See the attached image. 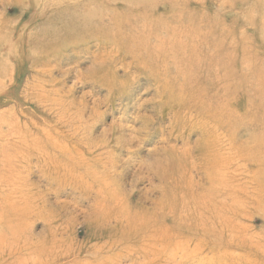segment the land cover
<instances>
[{"label": "rangeland", "instance_id": "obj_1", "mask_svg": "<svg viewBox=\"0 0 264 264\" xmlns=\"http://www.w3.org/2000/svg\"><path fill=\"white\" fill-rule=\"evenodd\" d=\"M84 1L0 0V264H98L97 255L101 256L105 250L107 251L105 246L113 241L117 243L115 251L122 254L120 257L110 256L114 259V264L177 263L179 258L176 257L177 260L170 263V260L161 252L162 246L156 238L165 234L168 237L169 234L170 236L179 235L176 240L184 239V242L189 244L184 245V248H193L194 244H199L203 249L202 255L205 254L208 258L209 254V259L217 253V256L221 254L222 261L226 260L223 259L224 256L228 261V258L233 260L236 259L234 255H245L246 252L250 254L248 257L252 261L261 259L257 250L253 248H242L237 241H233L230 245L228 233L221 234L220 229L222 226L225 228L226 222L233 220L234 212L237 214L241 212L238 204L231 205L234 203L230 199L233 187H228L231 183H233L232 186L238 187L246 181V178L243 179L245 169L239 166L234 168L240 163L237 157L253 153L255 149L261 150L260 143L264 142L262 114L254 118L251 111L245 113L250 108L256 112L258 106L264 107V98L261 96L259 98L260 93L264 97V77L262 76L264 67L261 65L264 66V32L261 29L264 0H228V5H231L224 9L221 8L222 0H181L179 4V6L187 7L189 11L187 10L186 14L192 19L198 18L202 10L209 16L215 15L213 21L215 24L205 20L202 23L204 26L202 24L199 26V22L195 25L194 34L198 40L194 41L196 44H188L193 48L189 47L191 52L187 57V64L191 68L185 66L186 75L194 77L195 73L192 71L195 72L199 68L201 77L208 78L209 74H213L212 69H215L218 77L216 75L214 80L219 79V85L222 80L224 83L230 82V104L232 105L230 108L234 109V112L237 110L236 112L242 117L241 120L243 119L242 122L239 120L240 117L231 116L229 130L232 129L231 134L235 133L237 136L232 137L233 140L235 139V142L232 140V147L234 144L235 147L232 148L231 144L232 150L229 147V157L230 155L233 157L232 165L223 164L221 169L197 159L195 139L198 137L199 130L188 127V122L195 117L194 113L182 114L177 120L174 117L176 108L163 104L157 84L147 72L135 65L133 59L135 49L131 46L132 39L136 36L135 32L129 31L132 38L126 33L121 35L113 32L120 25V29L123 30L125 27L130 28L132 24H143L144 21L145 27L151 28L155 34L158 32L157 34L162 35L167 42L169 40L166 39L165 31L176 32V28L173 27L176 16L169 12V5L172 2L177 3L178 0ZM144 5L148 12L151 11V8L148 9L149 5H154L152 10L155 15L148 13L149 16L140 17L141 15L135 9L142 8ZM219 5L221 9L218 12ZM221 10H226V13L223 14ZM114 11L116 19L110 20L109 17L107 20L98 19L101 16H109ZM255 13H257L256 16ZM252 17L257 19L254 20ZM189 18L186 17L184 22L188 24ZM224 22H227L226 25ZM96 24L104 27L110 34L96 35L98 30ZM216 24H218L217 29L213 32L209 31ZM223 27L225 31L221 30V32L220 29ZM241 31L246 36H241ZM206 34L209 37L216 34L214 37L218 41H222V37L226 36V44L235 46V51L228 49L234 53L232 60L227 64L228 70L219 68L220 71L219 69L217 71L212 65L217 57L213 58L209 55L208 51L214 43L205 37ZM203 37L207 40H202ZM247 37H250V41ZM129 38L131 39L128 40ZM169 44L173 50L176 49L175 54L179 53L180 49L174 45V42L172 43V40ZM194 47L202 51L200 55ZM242 48L245 51L241 52ZM197 60L201 62L200 67L196 64ZM205 63L206 67H204ZM191 64H195L196 67ZM246 65H251L249 70ZM255 67H259L261 71ZM225 74H227L226 77ZM258 76L261 77L258 78ZM203 78L200 80L202 83L200 85L206 87L205 90L208 92L207 89L213 88V82ZM223 84L220 85V90H223ZM256 94H258L257 97ZM257 102L261 104L258 105ZM248 119L251 122H248ZM257 122L260 127L263 122L261 127L263 129L254 131L252 127L257 126ZM249 127L254 134L256 132L255 135L250 132ZM238 129L241 130L238 131ZM257 132L258 136H256ZM252 136H255V139L251 140ZM257 137L262 140L258 141ZM229 142L231 143V140ZM246 144H250V147ZM183 153L187 155L183 156ZM171 160H175L177 170L179 167L177 172ZM212 175L217 179L212 178ZM224 187L227 190L223 191ZM167 189L170 192H167ZM208 191L211 192L210 195L212 194L208 196L213 199H211V206L213 203L214 209L220 210L218 214L224 218H221L223 221L220 219L221 223H216V226L209 221L204 223L207 211L203 209V205L198 206L201 211H199L200 219H198L195 215L198 212L193 211L187 204L190 198L193 199L195 195L201 196V193H208ZM167 194L170 196L168 197ZM226 194L230 195L227 197ZM240 194L237 195L242 198L243 195ZM241 200L244 201L243 198ZM121 206L126 207L130 214L132 212L131 215L134 212L133 216L139 213V218L151 221L149 226L141 227L140 232L138 231L140 235L142 231L147 233L136 243L145 251L144 254L137 252L139 254L137 255L135 253L137 246L130 241L132 233L127 225L132 226V222L124 221L120 229V225L115 223L113 218H106ZM243 206V209L246 208L248 212L241 219L233 220L236 223L234 229H238V232L242 231V234L244 232L253 235L264 234V224L261 225L262 217L251 210V205ZM199 220L203 221L202 225L197 223L200 222ZM189 223L190 225H187ZM196 227L200 229L216 227L213 229L218 231L215 230L217 233L215 235L213 233L205 236L202 230L197 232V229H194ZM241 228L244 229L241 230ZM225 230L227 229H223ZM120 233L123 235L126 233L125 241L119 243L118 240L110 239L115 236L121 237ZM149 236L153 238L150 239ZM166 236L163 238L165 239ZM218 239H222L220 243ZM169 240L167 248L169 252H173L175 249L172 244L175 241L172 238ZM163 241L167 242V240ZM213 246H216L215 250ZM217 246L220 247L217 248ZM126 249L132 251L127 253V257L124 255L127 252ZM103 263L109 262L106 260ZM220 263L222 264L221 261Z\"/></svg>", "mask_w": 264, "mask_h": 264}, {"label": "bare ground", "instance_id": "obj_2", "mask_svg": "<svg viewBox=\"0 0 264 264\" xmlns=\"http://www.w3.org/2000/svg\"><path fill=\"white\" fill-rule=\"evenodd\" d=\"M36 1V0H35ZM54 1V0H53ZM71 1V0H70ZM84 1V0H83ZM93 1V0H92ZM95 1V0H94ZM102 1V0H101ZM116 1V0H115ZM123 1V0H122ZM133 1V0H132ZM172 1V0H171ZM173 1H175V0H173ZM187 1V0H186ZM190 1V0H189ZM198 1H200V0H198ZM201 1H203V0H201ZM205 1V0H204ZM230 1V0H229ZM246 1H248V0H246ZM261 1V0H260ZM259 1V2H260ZM39 2V1H38ZM42 2V1H41ZM77 2V1H76ZM80 2V1H79ZM84 2H87V1H84ZM99 2V1H98ZM97 2V3H98ZM114 2V1H113ZM118 2V1H117ZM128 2V1H127ZM134 2V1H133ZM148 2V1H147ZM170 2V1H169ZM221 2V1H220ZM253 2V1H252ZM255 2V1H254ZM56 3H57V1H56ZM100 3V2H99ZM115 3V2H114ZM132 3V2H131ZM136 3V2H135ZM155 3H156V1H155ZM222 6H221V8L223 7V9L224 8H226V7H229L230 5H228V0H222ZM234 3V2H233ZM249 3V2H248ZM248 3H246V4H248ZM58 4V3H57ZM78 4V3H77ZM81 4V3H80ZM89 4V3H88ZM104 4V3H103ZM120 4V3H119ZM118 4V5H119ZM130 4V3H129ZM138 4V3H137ZM148 4H149V2H148ZM157 4H158V2H157ZM156 4V5H157ZM179 4H181V0H178L177 1V3H175V2H172L170 5H169V12H172L173 14H174V16H176L175 17V20H176V22H175V24H173V25H175V26H173L174 28H176V32H173V30L170 32V31H165L166 32V39H168L169 41H167V42H165V39H164V37L161 35H158L157 33L155 34V32L153 33L152 32V30H151V28H147V27H145V25H144V21L143 20H145V18L142 20L143 22V24H135V25H131L130 26V28H128V29H126V27H125V29H123V30H121L120 28H121V25L119 26V27H117L116 29H115V31H113L115 34H123V33H126V34H129V36L131 35V32H129L130 30L131 31H133V32H135L134 33V35H136L132 40H133V42H131V46H132V48H134L135 50L133 51V59H134V61H135V65L138 67H140L143 71H145V72H147V74L151 77V79H153L154 80V82L157 84V87H158V90H159V93H160V95H161V97L163 98V100H162V102H163V104L165 105V106H172V107H175L176 108V111L174 112V117L175 118H177V120H178V118L182 115V114H189V113H194V115H195V117L193 118V120L191 121V122H188V127L189 128H191V129H193V128H198V130H199V132H198V137H197V139H195V144H196V151H197V159L199 160V161H202V163H205V164H211L210 166H212V167H214V168H220L221 167V165H225V164H228V165H232L231 164V160H232V155H230L231 157H229V147H230V144H231V147H232V137L233 136H236L235 135V133H234V135H232L231 133L233 132L232 131V129L231 130H229V125L231 124V116H233V117H240V114L238 113V112H234L233 110H231V108H230V87H231V85H230V82H226V83H224V82H222L221 81V84L220 85H222L223 83V87H222V89L223 90H220V88H221V86L219 85V83L220 82H218L219 81V79H216V80H214L215 78H216V75H217V77H218V74H215V69H212V73L214 74H209V77L207 78L206 76H205V78H203V77H201L202 75H201V71H199V68H198V70H196L195 72H193L191 69H189V70H191L192 71V73H195V74H193L194 75V77L193 76H187L186 75V72H187V69L185 70V66H188V67H190L191 68V66L189 65V64H187V57L188 56H190V52L191 51H189V47H191L192 45H190V46H188V44H191V43H195L194 41L196 40H198V39H196V35L194 34V32L196 31L195 30V25H196V23L197 22H199L198 23V25L200 26V24H202V23H204L205 22V20H207V21H214V18H215V15L213 14V15H207V13H204V11L202 10L201 12H200V14H199V17L197 18H195V19H192L191 17L189 18V16L186 14L187 13V7H185V5H180L179 6ZM252 4V3H251ZM45 5V4H44ZM76 5V4H75ZM91 5V4H90ZM95 5V4H94ZM114 5V4H113ZM142 5V4H141ZM189 5V4H188ZM233 5V4H232ZM254 5V4H253ZM137 6V5H136ZM150 7H148V9L149 8H151V11L150 12H148L147 10H145V5L141 8V7H136V9H135V11L137 12L138 11V14H140L141 16L140 17H142V16H149V14L148 13H150V14H154L155 15V13H154V11L152 10V9H154L152 6H154V5H149ZM207 6V5H206ZM256 6V5H255ZM73 7V5L71 6V8ZM77 7V6H76ZM83 7V6H82ZM111 7V6H110ZM183 7V8H182ZM191 7V6H190ZM208 7H209V5H208ZM264 7V6H263ZM98 8V7H97ZM116 8H117V6H116ZM220 5L217 7V10H218V12L220 11ZM252 8H253V6H252ZM87 9V8H86ZM85 9V10H86ZM111 9V8H110ZM113 9H114V6H113ZM192 9V8H191ZM190 9V10H191ZM196 9V8H195ZM204 9V8H203ZM256 9V8H255ZM255 9H253L254 10V12H255ZM109 10V9H108ZM115 10H117V9H115ZM193 10V9H192ZM199 10V9H198ZM249 10H250V7H249ZM248 10V11H249ZM65 11H66V9H65ZM68 11V10H67ZM87 11V10H86ZM103 11H105V10H103ZM122 11V10H121ZM124 12H125V10H123ZM189 11V10H188ZM222 12H223V14H225L226 13V10L224 11V10H221ZM242 11H244V10H242ZM246 11V10H245ZM264 11V10H263ZM69 12V11H68ZM132 12V11H131ZM194 12V11H193ZM217 12V11H216ZM250 12H252V11H250ZM256 12H257V10H256ZM104 13V12H103ZM117 13H118V10H117ZM195 13V12H194ZM243 13V12H242ZM249 13V12H248ZM247 13V14H248ZM75 15L77 14V13H74ZM102 14V13H101ZM135 14V13H134ZM239 14V13H238ZM256 14L257 13H255L254 15L256 16ZM264 14V13H263ZM262 14V15H263ZM61 15V14H60ZM118 15H121V14H118ZM117 15V16H118ZM124 15V14H123ZM195 15V14H194ZM243 15H245V13L243 14ZM86 16V15H85ZM122 16V15H121ZM193 16V15H192ZM247 16V15H246ZM251 16V15H250ZM67 17V16H66ZM75 17V16H74ZM88 17H90V16H88ZM87 17V18H88ZM108 17H109V19L110 20H112V19H116V14H115V11H114V13H112V14H109V16L108 15H105V17L103 16H101V17H99L98 19H102V18H104V19H108ZM127 17V16H126ZM138 17V16H137ZM136 17V18H137ZM155 17V16H154ZM189 18L188 20H189V22H188V24L186 23V22H184V19L185 18ZM220 17V16H219ZM248 17H249V14H248ZM262 17H263V21H262V25H261V29L263 30L262 32H264V15L263 16H261V19H262ZM71 18V17H70ZM83 18V17H82ZM87 18H86V20H87ZM136 18H134V19H136ZM150 18V17H149ZM148 18V20H151V19H149ZM152 18V17H151ZM224 18V17H223ZM239 18V17H238ZM244 18H246V17H244ZM256 18V17H255ZM255 18H253L252 17V19H254L255 20ZM64 19V18H63ZM66 20H67V18H65ZM78 19V18H77ZM84 19V18H83ZM92 19L94 20V18L92 17ZM128 19V18H127ZM132 19V18H131ZM139 19H141V18H139ZM174 19V18H173ZM192 19V20H191ZM250 20H251V18H249ZM257 19V18H256ZM65 20V21H66ZM85 20V21H86ZM92 20V21H93ZM105 20V21H106ZM129 20V19H128ZM147 20V19H146ZM152 20H154V19H152ZM218 20H219V18H218ZM249 20V21H250ZM253 20V21H254ZM73 21V20H72ZM91 21V22H92ZM95 21H96V19H95ZM121 21V20H120ZM140 21V20H139ZM204 21V22H203ZM206 21V22H207ZM216 22H217V17H216V20H215ZM220 21V20H219ZM223 21V20H222ZM225 21V20H224ZM69 22V21H68ZM100 22V21H99ZM102 22H104V21H102ZM113 22V21H112ZM149 22V21H148ZM255 22V21H254ZM65 23H67V22H65ZM96 22H94V24H95ZM98 23V22H97ZM131 23H132V21H131ZM150 23H152V21L150 22ZM214 24H215V22H213ZM225 23V22H224ZM227 23V22H226ZM226 23H225V25H226ZM71 24V23H70ZM81 24V23H80ZM93 24V25H94ZM102 24V23H101ZM104 24V23H103ZM102 24V25H103ZM105 24H107V23H105ZM110 24V23H109ZM208 24V23H207ZM206 24V25H207ZM211 24V23H210ZM248 24V23H247ZM255 24V23H254ZM74 25V24H73ZM96 25H98V24H96ZM96 25H95V27H96ZM148 25V24H147ZM155 25V24H154ZM197 25V26H198ZM203 25V24H202ZM217 25L218 24H216L215 26H214V28L212 27V28H210L209 29V31L211 30V32H213V31H215L216 29H217ZM223 25V24H222ZM249 25V24H248ZM252 25H253V23H252ZM58 26H59V24H58ZM77 26V25H76ZM107 25H105V27H106ZM124 26V25H123ZM176 26H178V27H176ZM198 26V27H199ZM204 26V25H203ZM254 26V25H253ZM94 27V26H93ZM153 27V26H152ZM208 27V26H207ZM97 28H98V30L96 31L97 32V34L96 35H98V36H102V35H104L105 36V34L106 33H109L108 31L106 32L105 30L106 29H104V27H100L99 25L97 26ZM170 28V27H169ZM202 28V27H201ZM235 28V27H234ZM241 28V27H240ZM240 28H239V30H240ZM70 29V28H69ZM72 29V28H71ZM77 29V28H76ZM75 29V30H76ZM120 29V30H119ZM155 29V28H154ZM161 29V28H160ZM208 29V28H207ZM244 29V28H243ZM79 30V29H78ZM88 30H89V28H88ZM108 30V29H107ZM109 30H112V29H109ZM175 30V29H174ZM203 30H204V28H203ZM225 31V27H223L222 29H220V31ZM230 30V29H229ZM242 30V29H241ZM60 31V30H59ZM73 31V30H72ZM206 31V30H205ZM221 31V32H222ZM232 31V30H231ZM261 31V30H260ZM69 32V31H68ZM74 32V31H73ZM77 32V31H76ZM82 32V31H81ZM220 32V33H221ZM233 32V31H232ZM58 33V32H57ZM103 33H105V34H103ZM160 33V32H159ZM174 33V34H173ZM204 33V32H203ZM206 33H207V31H206ZM60 34H61V32H60ZM110 34V33H109ZM217 34V33H216ZM215 34V35H216ZM222 34V33H221ZM227 34V33H226ZM246 34H247V32H246ZM62 35H63V33H62ZM67 35V34H66ZM85 35H86V32H85ZM112 35V34H111ZM214 35V36H215ZM240 35L241 36H246V35H244L243 34V32L241 31V33H240ZM249 35V34H248ZM261 35V34H260ZM199 36V35H198ZM209 37V36H207V34H206V38H209V39H211L212 40V42L214 43L212 46H211V50L210 51H208V52H210L209 53V55L211 56V57H213L214 58V56H216L217 58L215 59V61H214V63L212 64L213 66H214V68H216L217 69V71H218V69L219 68H225V70H226V68L228 67L227 66V64L230 62V60H232V55L234 54V53H231L230 51H228V49L230 48V49H234V51L236 50L235 49V46L234 45H230V43H228V44H226V36L224 37H222V41H218V39L216 40V38L215 37ZM233 36V35H232ZM235 36V35H234ZM252 36H254V35H252ZM69 37V36H68ZM84 37V36H83ZM111 37V36H110ZM112 37H114V36H112ZM131 37V36H130ZM205 37H203L202 38V40H207ZM229 37V36H228ZM72 38V37H71ZM132 38V37H131ZM131 38H129L128 40H130ZM152 38H154L155 40L153 41V39ZM195 38V39H194ZM199 38H200V36H199ZM221 38V37H220ZM220 38H219V40H220ZM244 38H246V37H244ZM248 38V37H247ZM250 38V37H249ZM248 38V39H249ZM263 38V37H262ZM236 39V38H235ZM247 39V40H248ZM172 40V43L174 42V45L175 46H177V48L178 49H180V51H179V53H177L176 52V54H175V50H173L172 49V47H171V45L169 44V42ZM253 40V39H252ZM201 41V40H200ZM209 41V40H208ZM232 41V40H231ZM244 41V40H243ZM242 41V42H243ZM246 41V40H245ZM249 41H250V39H249ZM130 42V41H129ZM199 42V41H198ZM246 42H248V41H246ZM202 43V42H201ZM236 43V42H235ZM234 43V44H235ZM240 43V42H239ZM250 43V42H249ZM196 44V43H195ZM195 44H194V46H195ZM204 44V43H203ZM211 44V43H210ZM224 44H226V45H224ZM246 44V43H245ZM235 45H237V44H235ZM251 45H252V42H251ZM188 46V47H187ZM204 46V45H203ZM238 46V45H237ZM249 46V45H248ZM255 46V45H254ZM250 47V46H249ZM192 48H193V46H192ZM207 48V47H206ZM238 48V47H237ZM256 48V47H255ZM194 49L196 50L197 49V47H194ZM246 49H248V48H246ZM258 49V48H257ZM260 49V48H259ZM262 49V48H261ZM200 50V49H199ZM198 49H197V52H198V54L200 55V53L202 52H200ZM250 51H251V49H249ZM252 50H253V48H252ZM243 51H245V49L244 48H242V51L241 52H243ZM254 51H257V50H254ZM196 52V53H197ZM252 52V51H251ZM205 53H206V51H205ZM251 54V53H250ZM255 54V53H254ZM257 54L258 53H256V56H257ZM208 55V56H209ZM221 55V56H220ZM249 55V54H248ZM205 56V55H204ZM207 56V57H208ZM237 56H239V55H237ZM263 56V55H262ZM206 57V58H207ZM242 57H244V55H242ZM190 58V57H189ZM188 58V60H190ZM197 58H199V56H197ZM206 58L204 59V60H206ZM257 58H258V56H257ZM191 59H192V57H191ZM200 59V58H199ZM208 59V58H207ZM247 59V58H246ZM261 59H262V57H261ZM194 61V60H193ZM196 61V60H195ZM202 61V60H201ZM209 61V60H208ZM250 61H252V60H250ZM262 61H263V59H262ZM189 62V61H188ZM205 62V61H204ZM238 62V61H237ZM236 62V63H237ZM247 63H249L248 61H246ZM255 62L257 63V61H256V58H255ZM189 63H191V62H189ZM200 60H197V62H196V64H198L197 66H199L200 65ZM210 63V62H209ZM208 63V64H209ZM234 63V62H233ZM244 63V62H243ZM235 64V63H234ZM245 64V63H244ZM252 64V63H251ZM260 64V63H259ZM258 64V65H259ZM191 65H193V67H196V65L195 64H191ZM202 65V64H201ZM262 65V67H264L263 66V64H261ZM210 66V65H209ZM247 66V65H246ZM249 66H251V65H248L247 66V70H249ZM255 66V65H254ZM260 66V65H259ZM200 67V66H199ZM204 67H206V63H205V66ZM229 67H230V65H229ZM242 67H244V66H242ZM231 68H233V67H231ZM256 68V67H255ZM258 68V71H261V69L259 68V67H257ZM256 68V69H257ZM204 69V68H203ZM202 69V70H203ZM230 69V68H229ZM251 69V68H250ZM253 69V68H252ZM256 69H255V71H256ZM260 69V70H259ZM209 70V69H208ZM227 70H228V68H227ZM235 70H237V69H235ZM235 70H233V71H235ZM243 70V69H242ZM186 71V72H185ZM219 71H220V69H219ZM230 71H232V70H230ZM232 71V72H233ZM264 71V70H263ZM262 71V72H263ZM223 72H225V71H223ZM229 71H227V73H228ZM210 73V72H209ZM242 73V72H241ZM248 73V72H247ZM190 74H191V72H190ZM202 74H203V72H202ZM207 74V73H206ZM233 74H235V73H233ZM249 74V73H248ZM254 74V73H253ZM262 74V73H261ZM221 75V74H220ZM226 75L227 74H225V77H226ZM244 75H246V74H244ZM250 75V74H249ZM252 75V74H251ZM224 76V75H223ZM229 76V75H228ZM231 76H232V74H231ZM263 77H264V75H262ZM238 77V76H237ZM236 77V78H237ZM249 77V76H248ZM261 76H258V78H260ZM204 79V80H208V81H210V82H213V88H210V90L209 89H207L208 90V92L205 90V88L202 86V85H200V84H202V83H200V80L201 79ZM223 78V77H222ZM241 78V77H240ZM247 78V77H246ZM225 79V78H224ZM233 79H234V77H233ZM226 80V79H225ZM235 81V80H234ZM236 81H239V80H236ZM233 82V81H232ZM241 82V81H240ZM248 82H250V81H248ZM261 82H263V81H261ZM236 83H238V82H236ZM245 83V82H244ZM257 83V82H256ZM207 84V83H206ZM232 84V83H231ZM234 84H235V82H234ZM247 84V83H246ZM253 84V83H252ZM259 84H260V82H259ZM204 85V84H203ZM208 85V84H207ZM209 86V85H208ZM211 86V85H210ZM226 86V87H225ZM234 86V85H233ZM250 86V85H249ZM237 87L239 88V86L237 85ZM254 87V86H253ZM261 87V86H260ZM259 87V88H260ZM257 88V87H256ZM232 89V88H231ZM253 89V88H252ZM238 90H240V89H238ZM241 90H242V86H241ZM250 90V89H249ZM254 90V89H253ZM256 90V89H255ZM209 91H212V92H209ZM235 91V90H234ZM261 91V90H260ZM232 92V91H231ZM251 92V91H250ZM261 92H263V91H261ZM233 93V92H232ZM260 93V92H259ZM258 93V94H259ZM213 94H216V95H213ZM249 94V93H248ZM258 94H256V97H257V95ZM213 95V96H212ZM242 95H243V93H242ZM264 95V94H263ZM249 96H251V95H249ZM252 96H253V94H252ZM260 96L262 97V98H264L263 96H262V94L260 93V95H259V98H260ZM234 98V97H233ZM232 98V99H233ZM251 98V97H250ZM242 99V98H241ZM252 99V98H251ZM257 99V98H256ZM240 100V99H239ZM253 100V99H252ZM232 101V100H231ZM235 101V100H234ZM249 101V100H248ZM254 102V101H253ZM248 103V102H247ZM258 103V105H260L259 104V102H257ZM235 104V103H234ZM262 104H263V101H262ZM163 105V106H164ZM238 105H240V104H238ZM250 105V104H249ZM254 105H256L255 103H254ZM254 105H252V107L254 106ZM257 105V106H258ZM232 106V105H231ZM234 107H235V105H234ZM248 107V106H247ZM250 107H251V105H250ZM259 108L257 109V111L255 112L252 108H250L249 110H247L245 113L247 114V113H250V111L252 112V116L254 117V118H258V115H260V114H262V120H264V107H260V106H258ZM239 108V107H238ZM241 108V107H240ZM243 111V110H242ZM244 112V111H243ZM246 114H245V116H246ZM244 116V117H245ZM246 117H248V116H246ZM241 118L242 117H240V119L239 120H241ZM249 118V117H248ZM251 119V118H250ZM236 120V119H235ZM243 120V119H242ZM241 120V121H242ZM256 120V119H255ZM259 120V119H258ZM237 121H238V119H237ZM247 121V120H246ZM243 122V121H242ZM248 122H251V121H249V119H248ZM261 122V121H260ZM264 122V121H263ZM263 122H262V125H263ZM234 123V122H233ZM239 123V122H238ZM240 124V123H239ZM245 124V123H244ZM252 124V123H251ZM255 124V123H254ZM259 123L257 122V126L255 125V126H253L252 127V130H254V131H258V130H261V129H263L264 128V125H263V128H261L262 127V125H261V127L258 125ZM238 125V124H237ZM237 125H236V127H237ZM247 125V124H246ZM232 127H233V125H231ZM231 126H230V128H231ZM243 126V125H242ZM245 126V125H244ZM252 126V125H251ZM227 128H228V130H227ZM239 128V127H238ZM243 128V127H242ZM248 128V127H247ZM249 129H250V132L253 134V135H255L256 134V132H255V134L252 132V130H251V128L249 127ZM239 130H241V129H238V131ZM235 131V130H234ZM241 132V131H240ZM243 132V131H242ZM264 132V131H263ZM247 133V132H246ZM230 134V135H229ZM243 134V133H242ZM262 135H263V133H261ZM250 135V134H249ZM259 134H258V132H257V135L256 136H258ZM243 136V135H242ZM230 137V138H229ZM237 137V136H236ZM249 137V136H248ZM243 138H245V137H243ZM247 138V137H246ZM255 139V136H252L250 139L251 140H253V139ZM241 139V138H240ZM239 139V140H240ZM257 139H258V141L259 140H262L261 138L259 139L258 137H257ZM257 139H256V141H257ZM229 140H231V143L229 142ZM242 140V139H241ZM234 142H235V139L233 140ZM255 141V142H256ZM263 141H264V139H263ZM237 142V141H236ZM245 142V141H244ZM245 143H247V142H245ZM258 143V142H257ZM256 143V144H257ZM234 144V143H233ZM253 144H255V143H253ZM255 144V145H256ZM261 144V150H259V151H256V150H258V149H255V151H253V153H250V154H246V156H242V155H240L239 157H237L238 159L237 160H239V165L237 164V166H234V168H237L238 166H239V168L241 167V168H244L245 170H244V172H245V177H244V175H243V179H245L246 178V181L245 182H243L241 185H239L238 187H236V186H232V184L233 183H231V186H228L229 188L230 187H233V189H232V191H231V194H232V196H230V199L231 200H233V202L234 203H231V205H233V204H238V206L240 207V209H241V212L239 213V214H237V213H233L232 214V217H233V220H235V221H237L239 218L241 219L242 217H243V215H245V213L246 212H248L247 210H246V208L245 209H243V205L245 204L246 206L247 205H251V210H254L259 216H261L262 217V219H263V223L261 224L262 226H263V224H264V205H262V204H264V142H262V143H260ZM235 145V144H234ZM233 145V147H235ZM250 145V144H249ZM249 145H247L246 144V146H249ZM1 146V145H0ZM237 146V145H236ZM252 146H254V145H252ZM251 146V147H252ZM256 146H258V145H256ZM256 146H254L255 148H256ZM258 146V147H259ZM231 147H230V149H231ZM232 147V148H233ZM245 147V146H244ZM250 147V146H249ZM240 148V147H239ZM241 149H242V147H241ZM240 149V150H241ZM248 149V148H247ZM246 149V150H247ZM232 150V149H231ZM242 151V150H241ZM252 151V150H251ZM236 152V151H235ZM239 152V151H238ZM230 154H231V152H230ZM239 154V153H238ZM187 155V153H183V156H186ZM237 155V154H236ZM238 156V155H237ZM185 158V157H184ZM229 158H231L230 160H229ZM1 159V158H0ZM5 159V158H4ZM235 159V158H234ZM172 161V164H173V166L175 167V172H177L178 170H179V167H178V170L176 169V162H175V160H171ZM180 161V160H179ZM1 162V161H0ZM235 162H236V160H235ZM234 163V162H233ZM235 165H236V163H235ZM213 168V169H214ZM181 169V168H180ZM221 169V168H220ZM172 170H173V167H172ZM177 170V171H176ZM174 171V170H173ZM217 171V170H216ZM215 172V171H214ZM218 172V171H217ZM217 172H215V173H217ZM223 174H225L224 172H222ZM221 173V174H222ZM219 174V173H218ZM223 174H222V176H223ZM171 175V174H170ZM216 175V174H215ZM220 175V174H219ZM221 177V176H220ZM224 177H225V175H224ZM212 178H214L213 177V175H212ZM219 178V177H218ZM214 179H217V177L216 178H214ZM222 179V178H221ZM223 180H224V178H223ZM215 181V180H214ZM213 181V182H214ZM225 181H226V179H225ZM228 181V180H227ZM226 181V182H227ZM212 182V181H211ZM218 182V181H217ZM216 182V183H217ZM230 182H232L231 180H230ZM241 182V181H240ZM215 183V184H216ZM218 183H220V182H218ZM228 183H229V181H228ZM220 184H222V183H220ZM223 184H224V181H223ZM228 185V184H227ZM237 185V184H236ZM220 186H222V185H220ZM225 186V185H224ZM170 187V186H169ZM215 187V186H214ZM235 187V188H234ZM218 188V187H217ZM223 189V188H222ZM168 190V189H167ZM166 190V191H167ZM225 190H227L225 187H224V189H223V191H225ZM219 191V190H218ZM229 191V190H228ZM167 192H170V190H168ZM236 192V193H235ZM171 193H173V192H171ZM209 193V194H208ZM208 193L207 192H204V193H201V196H196L195 195V197H193V199H189L190 201H189V203H187L191 208H192V210L193 211H197L198 213H195V215H196V217L198 218V219H200V210H199V208H198V206H202L203 205V209H205L206 211H207V213H205L206 215V217H205V222L204 223H206V222H208L209 221V223H211L213 226H216L215 224L217 223V224H220L221 223V221H220V219L221 218H223V217H221V214H218V211H220V210H215L214 209V206H213V203H212V206H211V197H208V196H212V194L210 195V191H208ZM238 193H241L240 195H243V199H244V201L243 202H245V203H243L242 202V198L241 197H238ZM187 194V193H186ZM223 194H225V193H223ZM172 195V194H171ZM183 195V194H182ZM181 195V196H182ZM230 195V194H229ZM228 194H226V196L228 197L229 196ZM167 196L169 197L170 195H168L167 194ZM167 196H165V198L167 197ZM176 196V195H175ZM225 196V195H224ZM188 197V196H187ZM183 198H185V197H183ZM189 198V197H188ZM216 198V197H215ZM169 199V198H168ZM176 199V198H175ZM223 199V198H222ZM173 200H174V198H173ZM213 200V199H212ZM170 201V200H169ZM176 201V200H175ZM174 201V204L178 201H176L175 202ZM186 200H184V202H185ZM216 201V200H215ZM181 202V201H180ZM179 202V203H180ZM188 202V201H187ZM214 202V201H213ZM217 202V201H216ZM225 202V201H224ZM239 202H241V204H239ZM250 202V203H249ZM169 203V202H168ZM173 203V202H172ZM243 203V204H242ZM164 205H165V202L163 203ZM186 204V205H187ZM168 205V204H167ZM185 205V204H184ZM187 205V206H188ZM218 205V204H217ZM220 205V204H219ZM159 206H161V204L159 205ZM222 206V205H221ZM181 207V206H180ZM227 207V206H226ZM253 207V208H252ZM161 208V207H160ZM170 208H171V206H170ZM179 208V207H178ZM221 208V207H220ZM224 207H222V209H223ZM249 208V207H248ZM137 209V208H136ZM181 209V208H180ZM189 209V208H188ZM201 209V208H200ZM203 209H201V210H203ZM225 209V208H224ZM233 209H235V207H233ZM130 210V209H129ZM158 210V209H157ZM173 210V212H174V209H172ZM190 210V209H189ZM205 210H204V212H205ZM134 211H136L137 212V210H134ZM160 211V210H159ZM200 211V212H199ZM226 211V210H225ZM139 212V211H138ZM227 212V211H226ZM251 212V211H250ZM254 212V213H255ZM135 213V212H134ZM134 213H133V215H134ZM148 213V212H147ZM190 213V212H189ZM188 213V214H189ZM223 213V212H222ZM131 214H132V212H131ZM128 211H127V208L126 207H124V206H121V207H119V208H117L116 209V211H114L113 212V214H111V216L110 217H108V216H106V218L107 219H111V218H113L114 220H115V223H117V224H119L120 225V229H121V227H122V224H123V222L124 221H129V222H132V226H130V225H127L128 226V229L130 230V232L132 233V237H131V239H130V241H132V243H134L135 245H136V243H138L141 239H143L144 237H145V233L146 232H143L142 231V235H140L139 234V230L141 229V227H145V226H147L148 224H149V222H151V221H146V220H144L142 217L141 218H139L138 217V214L136 215V216H133V215H131ZM162 214H163V212H162ZM178 214V213H177ZM256 214V215H257ZM131 215V216H130ZM185 215V214H184ZM247 215H248V213H247ZM251 215H252V212H251ZM254 215V214H253ZM142 216H143V214H142ZM231 216V215H230ZM178 217V216H177ZM187 217V216H186ZM190 217H191V215H190ZM245 217H247V216H245ZM196 218V220H198ZM226 218V217H225ZM229 218V217H228ZM231 218V217H230ZM182 219V218H181ZM187 219V218H186ZM224 219V218H223ZM251 219H252V217H251ZM192 220V219H191ZM195 220V219H194ZM194 220L192 221V222H194ZM222 220V219H221ZM233 220H229L228 222H226V224H225V228H224V226H222V229H220V233L222 234V232H226V233H228V236H229V238H230V240L228 241V243H230V245L231 244H233V241H237V243H238V245L240 246V247H244V248H253V249H255V250H257V252L259 253V255L262 257L261 259H259V260H256V261H252V260H250L249 259V255L250 254H248L247 252H246V254L245 255H234V257L236 258V259H233V260H231V259H229L228 258V261H227V257L226 258H224L223 257V259H226L224 262L222 261V256H221V254L220 253H218V254H220V255H218L217 256V253H216V255L215 256H213V258L211 257V259H209V254H208V258L206 257L207 255H202L203 254V249H202V247L199 245V244H194L193 245V248H190V247H185L184 248V245H186V246H188L189 244H187V243H185L184 242V239L182 240V239H179V240H176L177 239V236L179 237V235H174V236H170L171 234H169V237L168 236H166V234L164 235V236H162L161 235V237L159 238V237H157L156 239L157 240H159V243L161 244V246H162V248H161V252L163 253V256H165L168 260H170V263L172 262L173 263V261H175V260H177L176 259V257L177 258H179V260H178V262L177 263H174V264H187V263H191V264H221L220 263V261L222 262V264H263L264 263V234H262V235H260V233L259 234H255V235H253V234H248V233H245L244 232V234H242L241 232H238L237 230H235L234 228V224H236V223H234V221ZM182 220H180V222H181ZM186 221V220H185ZM188 221H189V219H188ZM200 222H197L198 224H200V225H202L203 224V221L202 220H199ZM223 221V220H222ZM174 222V225H175V221H173ZM220 222V223H219ZM241 222V221H240ZM177 223V222H176ZM185 223V222H184ZM196 223V224H197ZM209 223H208V225H209ZM151 224V223H150ZM186 224V223H185ZM193 224V223H192ZM191 224V225H192ZM197 224V225H198ZM223 224H224V222H223ZM180 225H181V223H180ZM187 225H190V223L189 224H187ZM186 225V226H187ZM207 225V224H206ZM206 225H204V226H206ZM231 225V226H230ZM260 225V226H261ZM149 226V225H148ZM152 226V225H151ZM177 225H175V227H176ZM185 226V227H186ZM211 226V225H210ZM245 226V225H244ZM119 227V226H118ZM172 227V226H171ZM181 227V226H180ZM182 227H184V226H182ZM192 227H193V225H192ZM212 227V226H211ZM211 227H208V228H204V229H200V227H196V228H194V229H197V232H198V230H202L203 231V233L202 234H204L205 236L207 235V234H213L214 233V235H215V233H216V231H218L217 229H213V228H216V227H213V228H211ZM221 227V226H220ZM237 227H239V226H237ZM187 228V227H186ZM189 228V227H188ZM187 228V229H188ZM233 228V229H232ZM264 228V227H263ZM146 229V228H145ZM173 229V228H172ZM176 229H177V227H176ZM185 229V228H184ZM183 229V230H184ZM190 229H193V228H190ZM189 229V230H190ZM193 229V230H194ZM223 229H227V230H225V231H223ZM244 228H241V230H243ZM258 229V228H257ZM186 230V229H185ZM216 230V231H215ZM240 230V229H239ZM124 231V230H123ZM139 231V232H138ZM155 231V230H154ZM177 231V230H176ZM187 231V230H186ZM248 231V230H247ZM175 232V231H174ZM191 232V231H190ZM263 232H264V230H263ZM122 233H124V232H122ZM131 233H130V235H131ZM152 233V232H151ZM168 233V232H167ZM172 233V232H171ZM195 233V232H194ZM219 233V232H218ZM241 233V234H240ZM257 233V232H256ZM147 234V233H146ZM175 234V233H174ZM217 234V233H216ZM125 236H126V233L124 234ZM123 234H121L120 233V236L121 237H118V236H115L114 238H110V239H112V240H118V242L119 243H121L122 241H125L126 240V238H124L125 236H124ZM168 235V234H167ZM212 236L213 238L215 237V236ZM218 235H220V234H218ZM141 237L140 239L138 238V237ZM166 236V238L164 239L163 237H165ZM194 236V235H193ZM202 236V235H201ZM217 236V235H216ZM184 237V236H183ZM185 237H186V235H185ZM192 237V236H191ZM199 237V236H198ZM210 237H211V235H210ZM218 237V236H217ZM220 237V236H219ZM218 237V238H219ZM224 237V236H223ZM149 238L150 239H152L153 237H151V236H149ZM172 238V240L173 241H175V243H173V241H171V243H173L172 245H173V248L175 249L173 252L171 251V252H169L168 250V248H167V244H168V242L170 241L169 239H171ZM193 238V237H192ZM129 239V238H128ZM199 239V238H198ZM201 239V238H200ZM217 239V238H216ZM163 240H167V242H164ZM181 240V241H180ZM202 240V239H201ZM203 240H204V237H203ZM219 240V239H218ZM218 240H217V242H218ZM222 240V239H221ZM221 240H219V243L221 242ZM209 241H210V239H209ZM111 242V241H110ZM190 242V241H189ZM216 241H215V243H217ZM196 243H198V242H196ZM223 243V242H222ZM193 244V243H192ZM204 244H205V241H204ZM210 244H211V242H210ZM127 245H129V244H127ZM171 245V246H172ZM203 245V244H202ZM216 245V244H215ZM219 245V244H218ZM123 246H124V244H123ZM125 246H126V244H125ZM137 246V245H136ZM169 246V245H168ZM106 247V249H107V251L105 250L102 254H101V256H100V254L99 255H97V261H98V264H104L103 263V261H106V260H108V262L109 263H107V264H114V259L112 258V257H110V256H122V254H119L118 252H116L115 251V248L117 247V243L116 242H111V244L110 245H108V246H105ZM129 247H130V245H129ZM208 247H212V246H208ZM214 247V246H213ZM216 247V246H215ZM215 247L213 248L214 250H215ZM220 247V246H219ZM218 246H217V248H219ZM222 247V246H221ZM104 248V247H103ZM126 248V247H125ZM128 248V247H127ZM131 248V247H130ZM170 248V247H169ZM100 249V248H99ZM122 250H123V248H121ZM212 249V250H213ZM240 249V248H239ZM127 250V252H126V254H124L126 257L128 256V252H130L131 250H128V249H126ZM172 250V249H171ZM217 250V249H216ZM244 250V249H243ZM242 250V251H243ZM135 253L137 254V255H139V254H144V252L145 251H143L140 247H136L135 248ZM159 251V250H158ZM208 251H209V248H208ZM221 251H222V249H221ZM249 251V250H248ZM251 251V250H250ZM249 251V252H250ZM132 252V251H131ZM139 254H138V253ZM189 252V253H188ZM206 252H207V250H206ZM205 252V253H206ZM210 252V251H209ZM220 252V251H219ZM244 252V251H243ZM125 253V252H124ZM214 253V252H213ZM223 253V252H222ZM134 254V253H133ZM211 254V253H210ZM248 254V255H247ZM254 254V253H253ZM257 254V253H256ZM253 256H255V255H253ZM233 258V257H232ZM99 259V260H98ZM220 260V261H219ZM258 261L260 262L261 261V263H258ZM187 262V263H186ZM162 263H164V262H162ZM97 264V263H96Z\"/></svg>", "mask_w": 264, "mask_h": 264}]
</instances>
